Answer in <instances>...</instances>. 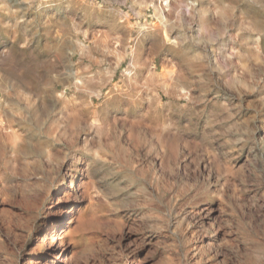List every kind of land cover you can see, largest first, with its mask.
<instances>
[{"label": "rangeland", "instance_id": "1", "mask_svg": "<svg viewBox=\"0 0 264 264\" xmlns=\"http://www.w3.org/2000/svg\"><path fill=\"white\" fill-rule=\"evenodd\" d=\"M0 119V264H264V0H0Z\"/></svg>", "mask_w": 264, "mask_h": 264}, {"label": "bare ground", "instance_id": "2", "mask_svg": "<svg viewBox=\"0 0 264 264\" xmlns=\"http://www.w3.org/2000/svg\"><path fill=\"white\" fill-rule=\"evenodd\" d=\"M168 2V0H166ZM135 60V59H133ZM132 64H134V61L132 62ZM129 74H133V69H130L129 70ZM105 94V93H104ZM102 97V96H101ZM97 116V115H96ZM98 121V120H97ZM7 125V122L3 119H0V129H4L6 127V130H8V141L9 142H12V141H15V138L17 137V131L15 130V128L11 125L9 127L6 126ZM17 143V142H16ZM84 168V167H83ZM80 170V169H79ZM78 170V171H79ZM81 172V171H80ZM85 175V174H84ZM75 179H77V176L76 175H73L72 176V185H71V188L73 186V182L75 181ZM88 179V178H87ZM83 182V179L82 181ZM58 186V185H57ZM60 186V185H59ZM74 188V186H73ZM78 190V189H77ZM70 192V191H69ZM63 192H60V191H57L56 193V196H57V199L60 201V200H63V196H62ZM69 199V198H68ZM60 206V205H59ZM62 207V206H61ZM63 210L64 208H61L59 211H58V215H57V218L55 219H50V224L48 226V228L44 231L45 234H44V237L42 239L43 242H45V244H50V247H49V250H51L53 253L56 252V250L58 249L59 245H57V241L59 239V235H60V232H61V225H58V222L60 223V220L63 216ZM68 213V212H67ZM61 224V223H60ZM65 224V223H64ZM60 230V231H59ZM46 246V245H45ZM63 250V249H62ZM50 253V252H49Z\"/></svg>", "mask_w": 264, "mask_h": 264}]
</instances>
